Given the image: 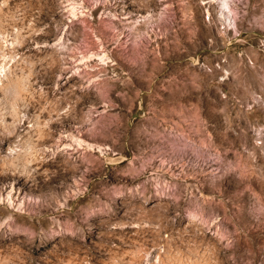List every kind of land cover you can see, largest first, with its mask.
Here are the masks:
<instances>
[{"label": "rangeland", "instance_id": "obj_1", "mask_svg": "<svg viewBox=\"0 0 264 264\" xmlns=\"http://www.w3.org/2000/svg\"><path fill=\"white\" fill-rule=\"evenodd\" d=\"M0 264H264V0H0Z\"/></svg>", "mask_w": 264, "mask_h": 264}]
</instances>
